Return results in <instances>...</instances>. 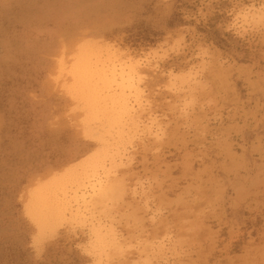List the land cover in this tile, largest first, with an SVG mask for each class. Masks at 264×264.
<instances>
[{
  "label": "rangeland",
  "instance_id": "rangeland-1",
  "mask_svg": "<svg viewBox=\"0 0 264 264\" xmlns=\"http://www.w3.org/2000/svg\"><path fill=\"white\" fill-rule=\"evenodd\" d=\"M0 264H264V0H0Z\"/></svg>",
  "mask_w": 264,
  "mask_h": 264
}]
</instances>
